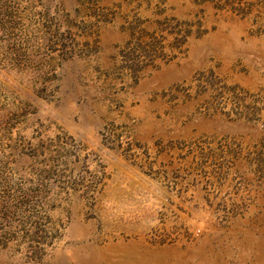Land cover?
Instances as JSON below:
<instances>
[{
  "label": "rangeland",
  "instance_id": "obj_1",
  "mask_svg": "<svg viewBox=\"0 0 264 264\" xmlns=\"http://www.w3.org/2000/svg\"><path fill=\"white\" fill-rule=\"evenodd\" d=\"M0 264H264V0H0Z\"/></svg>",
  "mask_w": 264,
  "mask_h": 264
}]
</instances>
